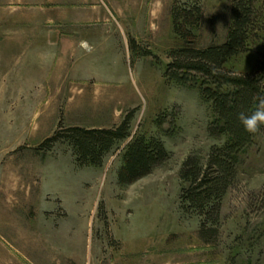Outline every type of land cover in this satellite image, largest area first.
Returning <instances> with one entry per match:
<instances>
[{"label":"rangeland","instance_id":"374dc122","mask_svg":"<svg viewBox=\"0 0 264 264\" xmlns=\"http://www.w3.org/2000/svg\"><path fill=\"white\" fill-rule=\"evenodd\" d=\"M229 4L112 0L110 21L75 32L85 38L52 39L44 24L39 40L0 39V264H115L134 244L187 264H264V130L241 159L215 233L207 238L200 217L180 207L184 160L225 139L209 134L213 112L198 87L167 76L183 44L174 10L195 12L192 34L204 48L226 41ZM256 5L264 13V0ZM263 56L264 30L229 66L252 72ZM130 113L131 136L102 166L79 165L66 142L41 146L60 123L109 128ZM137 134L160 138L170 156L121 185L124 148Z\"/></svg>","mask_w":264,"mask_h":264},{"label":"trees","instance_id":"16d2710c","mask_svg":"<svg viewBox=\"0 0 264 264\" xmlns=\"http://www.w3.org/2000/svg\"><path fill=\"white\" fill-rule=\"evenodd\" d=\"M257 1L230 0L226 41L204 48L196 46L192 34V27L198 21L195 12L174 10L183 44L172 51L167 76L180 84L198 87L213 112L209 134L225 139L222 144L213 145L204 158L189 155L180 171V207L200 217V230L207 238L221 223L223 199L237 181L242 157L264 130L261 126L256 133H249L237 119L239 112L252 110L258 98L264 95V56L252 72L237 73L229 66L231 59L247 48L249 40H257L264 30V13L258 9ZM131 44L133 48L135 41ZM132 118L133 113H130L121 123L109 128L65 127L60 123L59 129L41 146L51 148L58 142H66L79 165L102 166L119 142L131 136ZM169 156L160 138L145 134L133 136L124 148L118 170L119 183L127 185L146 177Z\"/></svg>","mask_w":264,"mask_h":264},{"label":"crops","instance_id":"0c3cea01","mask_svg":"<svg viewBox=\"0 0 264 264\" xmlns=\"http://www.w3.org/2000/svg\"><path fill=\"white\" fill-rule=\"evenodd\" d=\"M111 1L0 0V39L39 40L40 35L35 29L44 24L54 28V31L51 32L52 39L85 38L83 35L75 34V32H79L83 25L96 26L110 21L111 16L108 15L107 10ZM27 24H30L28 28L33 29L29 31L30 33H26ZM64 29H67L68 32ZM72 32L75 34L73 37ZM130 249L135 252L131 251L130 257L123 254V260L115 264H187V262L183 261H171L170 258L166 257L165 251H162L161 254L159 253L156 259L150 253V247L142 249L139 246L137 249L134 244L130 246ZM143 251L146 252L143 253ZM87 264H95V262L89 259Z\"/></svg>","mask_w":264,"mask_h":264},{"label":"clouds","instance_id":"9594fccd","mask_svg":"<svg viewBox=\"0 0 264 264\" xmlns=\"http://www.w3.org/2000/svg\"><path fill=\"white\" fill-rule=\"evenodd\" d=\"M237 119L249 133H256L261 126H264V95L258 98V102L252 110L239 112Z\"/></svg>","mask_w":264,"mask_h":264}]
</instances>
